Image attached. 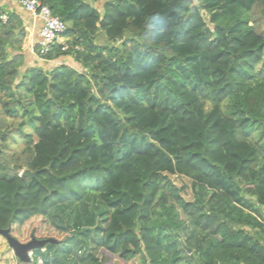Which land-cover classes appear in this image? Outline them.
<instances>
[{
	"label": "trees",
	"instance_id": "obj_1",
	"mask_svg": "<svg viewBox=\"0 0 264 264\" xmlns=\"http://www.w3.org/2000/svg\"><path fill=\"white\" fill-rule=\"evenodd\" d=\"M39 1L66 26L49 70L0 6V108L38 171L0 163V230L58 242L30 264H264L260 0Z\"/></svg>",
	"mask_w": 264,
	"mask_h": 264
},
{
	"label": "rangeland",
	"instance_id": "obj_2",
	"mask_svg": "<svg viewBox=\"0 0 264 264\" xmlns=\"http://www.w3.org/2000/svg\"><path fill=\"white\" fill-rule=\"evenodd\" d=\"M102 4H103L102 2L97 3L94 5V7H96L98 11L101 12ZM251 19H252V25L254 26L256 31L264 35V0H260L257 3V5L254 7L251 13ZM27 35L25 41L22 44L23 52H24V48H26L28 44L27 42L28 40H26ZM59 43L64 44V41L62 39H59ZM26 59H28L27 56ZM39 65L44 70H49L51 68L49 66V63H45L44 61H40ZM18 124H19V119L11 120L7 118L0 108V133H5V140L3 141L0 139V144L2 145V149H3V156L2 159H0V163H2L6 167L7 166L19 167L20 171L23 172L25 170H28L27 164L29 163V160L31 158V152L27 149L26 140L20 137L18 131ZM30 131L31 130L29 128H25L26 133H29ZM170 180L173 182L176 188L179 189L182 186L186 188V190L182 192L180 195L184 200L186 201L192 200L193 194L190 190L189 179L184 177L171 176ZM1 240L2 238L0 237V242H2ZM44 250H45L44 248L41 249L40 253L44 254L43 253ZM34 255L32 256L33 262L39 261V259L36 258V256ZM8 259L12 260L13 256ZM9 260H7L5 264H10L11 261ZM14 260H15L14 264H22L15 257ZM112 264H117V261L115 262V260H113ZM126 264H141V262L139 261V258H136L134 260L127 262Z\"/></svg>",
	"mask_w": 264,
	"mask_h": 264
},
{
	"label": "built area",
	"instance_id": "obj_3",
	"mask_svg": "<svg viewBox=\"0 0 264 264\" xmlns=\"http://www.w3.org/2000/svg\"><path fill=\"white\" fill-rule=\"evenodd\" d=\"M17 3L27 14L40 22L37 41L38 54L35 55L40 61H43L40 57L47 54L53 44L59 42L66 26L60 18L54 16L51 10L39 0H17ZM0 19L5 23L7 21L6 14L2 15Z\"/></svg>",
	"mask_w": 264,
	"mask_h": 264
},
{
	"label": "crops",
	"instance_id": "obj_4",
	"mask_svg": "<svg viewBox=\"0 0 264 264\" xmlns=\"http://www.w3.org/2000/svg\"><path fill=\"white\" fill-rule=\"evenodd\" d=\"M0 6L4 7L10 12H15L19 16H21L23 25L28 34L26 39L28 40V44L26 48H24V52L27 55L28 60L31 61L33 59H36L33 46L38 41L40 22L34 19L29 14H27L17 3V0H0ZM38 62H40V60ZM1 241L2 242H0V264H4L7 260H9L8 258L12 257V251L8 248L7 243L3 238Z\"/></svg>",
	"mask_w": 264,
	"mask_h": 264
},
{
	"label": "water",
	"instance_id": "obj_5",
	"mask_svg": "<svg viewBox=\"0 0 264 264\" xmlns=\"http://www.w3.org/2000/svg\"><path fill=\"white\" fill-rule=\"evenodd\" d=\"M38 171L30 172L29 170H25L21 172L22 177H26L28 179L36 178ZM0 237H2L6 243L8 248L12 251L14 257L21 262L22 264H30L31 257L30 254L37 249L44 248L46 244H57L58 242L54 239H46V240H37L36 238H32L29 242L23 244L18 242L10 235V230H0Z\"/></svg>",
	"mask_w": 264,
	"mask_h": 264
}]
</instances>
